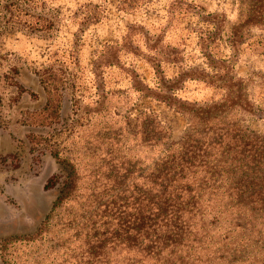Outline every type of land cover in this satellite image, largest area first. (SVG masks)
I'll return each instance as SVG.
<instances>
[{
  "label": "trees",
  "instance_id": "trees-1",
  "mask_svg": "<svg viewBox=\"0 0 264 264\" xmlns=\"http://www.w3.org/2000/svg\"><path fill=\"white\" fill-rule=\"evenodd\" d=\"M1 2L0 34L15 27L31 33L53 28L51 21L28 14L27 0ZM120 3L122 9L146 4ZM233 3L231 23L224 14L206 13L185 0L169 7L178 24L193 19L189 29L202 68L185 62L192 54L185 53L182 37L172 45L162 38L163 30L147 38L145 56L127 53L141 58L152 76L153 89L130 71L137 99L166 103L185 117L187 127L177 141L150 110L134 116L129 127L126 102L132 97L111 103L99 69L89 108L76 96L81 91L76 74L63 66L36 72L45 103L38 112L23 113L20 123L48 129L29 131L30 151L48 152L62 174L46 181L45 189H60L37 236L50 245V254L25 255L11 264H264V135L246 124L263 118L248 88L259 76L238 78L231 64L246 49L264 55V0ZM223 40L233 51L231 60L218 56L216 45ZM108 56L102 68H123ZM165 66L177 72L166 77ZM4 78L15 89L14 100L29 93L13 77ZM185 83L201 84L213 94L203 100L178 97ZM68 92L72 116L64 120ZM4 125L0 119V128Z\"/></svg>",
  "mask_w": 264,
  "mask_h": 264
},
{
  "label": "rangeland",
  "instance_id": "rangeland-1",
  "mask_svg": "<svg viewBox=\"0 0 264 264\" xmlns=\"http://www.w3.org/2000/svg\"><path fill=\"white\" fill-rule=\"evenodd\" d=\"M121 1L27 0L28 14L51 21L53 28L43 33H31L24 27H15L0 34V119L5 124L0 128V264H11L10 260L19 261L25 255L50 254V245L38 240L37 236L60 189V186L45 189L46 181L53 175L62 174V167L48 152L30 151L26 138L29 131L42 134L48 129L26 127L20 123L23 113L38 112L45 103L36 72L63 66L76 74V87L81 86L76 96H83L82 105L89 108L93 73L99 69L106 76L105 90L113 94L111 103L121 102L120 99L128 95L132 97L126 102L130 106L126 109L130 118L129 127L134 125V116L150 110L161 124L170 128L172 141L179 140L185 133L187 121L181 113L166 103L143 96L137 99L131 90V76L134 75L131 72L135 71L145 78L146 84L153 89L152 76L141 58L127 53L132 50L145 56L147 38H153L163 30L162 38L172 45L180 37L183 38L185 53L192 54V59L185 61L187 64L204 67L198 59L196 35L189 29L193 19L186 18L185 23L179 24L173 20L175 16L168 11L176 0H143L145 6L138 9L130 6L122 9ZM185 1L202 7L206 13L224 14L228 23L236 18L233 0ZM3 5L4 2H1L0 11ZM252 32L260 33L257 29ZM216 46H219L220 58L231 60L233 51L224 40ZM107 54L108 59L115 63L119 59L117 64L123 68H102V59ZM231 64H234L233 72L238 78L246 80L254 74L259 76L253 78L254 84L248 88L255 106L264 112V55L246 49L232 58ZM164 69L166 77L177 72L169 66ZM5 75L13 77L34 96L24 93L14 100L15 89L8 86ZM212 94L211 89L196 83H185L183 90L177 92L178 97L188 100H203ZM215 98L219 96L215 95ZM61 116L64 120L72 116V96L69 92L64 97ZM262 117H254L246 124L251 130L264 135V113ZM120 124L123 123L118 122V126ZM126 152L132 157L130 150ZM58 253L63 254V250Z\"/></svg>",
  "mask_w": 264,
  "mask_h": 264
}]
</instances>
